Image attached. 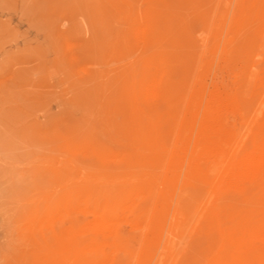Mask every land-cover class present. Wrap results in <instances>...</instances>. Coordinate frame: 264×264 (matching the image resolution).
<instances>
[{
	"label": "rangeland",
	"instance_id": "rangeland-1",
	"mask_svg": "<svg viewBox=\"0 0 264 264\" xmlns=\"http://www.w3.org/2000/svg\"><path fill=\"white\" fill-rule=\"evenodd\" d=\"M210 1L0 0V264H76L92 222L134 224L147 175L155 216L123 264H230L235 241L197 233L186 163L157 183L213 99L231 154L257 125L264 0Z\"/></svg>",
	"mask_w": 264,
	"mask_h": 264
},
{
	"label": "bare ground",
	"instance_id": "bare-ground-1",
	"mask_svg": "<svg viewBox=\"0 0 264 264\" xmlns=\"http://www.w3.org/2000/svg\"><path fill=\"white\" fill-rule=\"evenodd\" d=\"M260 54L256 53L261 57ZM159 87V81L156 79L148 91L158 92ZM226 101L220 97L213 99L194 139L191 141V137H188L181 145H172L164 170L170 171V177L165 176L157 183L162 189L169 190L173 185L175 173L186 163L184 186L192 202L194 222L198 225L197 233L203 235L208 246L225 242L229 238L235 241L238 248L233 253L230 264H264V97L253 111L257 121L256 127L248 128L243 133L232 154L230 133L223 128L219 116L222 110L229 107ZM236 106L237 104H232L230 107L233 113L237 112ZM250 120L253 123V119ZM162 168L164 169V166ZM150 180H153L152 175H147L142 180V194L135 198V203L133 202V209L136 211L134 224L129 225L125 221L92 222L86 232L84 231L85 253L76 264H123L120 251L123 250L124 243L128 245L131 237L141 233L142 219L151 220L155 216L150 208L153 198L149 188ZM139 203L143 205L140 206ZM126 213L125 215H128ZM242 231L250 234L238 240V236L244 234Z\"/></svg>",
	"mask_w": 264,
	"mask_h": 264
}]
</instances>
